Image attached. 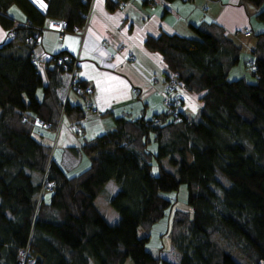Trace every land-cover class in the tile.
Masks as SVG:
<instances>
[{"label": "trees", "instance_id": "trees-1", "mask_svg": "<svg viewBox=\"0 0 264 264\" xmlns=\"http://www.w3.org/2000/svg\"><path fill=\"white\" fill-rule=\"evenodd\" d=\"M125 1L106 0V8ZM244 1L264 23V0ZM89 4L0 0V28L7 33L0 44V264H19L21 251L28 253L25 264H174L147 245L153 227L178 203L165 195L180 187L191 215L176 212L171 219L177 264H238L235 254L264 264V32L254 35L251 81L229 80L242 48L216 22L190 25L192 38L164 31L148 36L146 49L167 67L164 79L175 73L184 94L198 96L197 117L166 118L164 102L149 118L115 116L112 128L82 145L88 167L69 176L34 127L42 120L52 130L63 111L82 131L84 111L66 98L72 64L57 63L70 55L49 56L44 76L32 61L40 28L59 20L73 32L83 26ZM43 179L52 191L40 198ZM109 183L117 188L112 196ZM101 195L118 216L113 224L96 207Z\"/></svg>", "mask_w": 264, "mask_h": 264}, {"label": "crops", "instance_id": "crops-1", "mask_svg": "<svg viewBox=\"0 0 264 264\" xmlns=\"http://www.w3.org/2000/svg\"><path fill=\"white\" fill-rule=\"evenodd\" d=\"M105 3L106 0H95L82 43L73 33L60 36L49 30L41 34L35 49L42 61L62 51L79 54V79L94 90L92 96H69V102L82 107L85 114L81 132L71 130L70 121L65 119L57 139L53 158L69 176L76 173L82 161L86 162L82 145L112 128L115 116L149 118L162 112L167 67L160 55L146 49L144 42L148 36L164 31L192 38L196 35L190 25L216 22L241 46L240 61L251 64L254 35L264 32V23L254 17L256 9L244 0H126L114 11H109ZM14 13L22 17L17 9ZM244 29L250 30L251 35L245 36ZM6 40L7 33L0 28V44ZM133 89L137 92L133 93ZM185 94L183 114L194 119L201 103L197 95ZM34 132L50 145L52 130L36 125ZM34 181L39 183L40 177L34 176ZM106 191L112 196L117 188L109 183ZM162 250L157 254L160 258ZM178 261L176 255L174 264ZM125 264L132 263L128 260Z\"/></svg>", "mask_w": 264, "mask_h": 264}, {"label": "built area", "instance_id": "built-area-1", "mask_svg": "<svg viewBox=\"0 0 264 264\" xmlns=\"http://www.w3.org/2000/svg\"><path fill=\"white\" fill-rule=\"evenodd\" d=\"M94 2H95V0H90L89 9H88L87 14L85 15V21H84L83 26L75 29L73 32H68L65 29V23L63 21H59V20H48L47 23L45 25H43V27L40 28V31L45 32V31L53 30L56 33H58L60 36H64L68 33H73V34L78 36V38L80 39V42L82 43V41L85 37L86 31H87V27L89 24V20H90V16L92 13L93 6H94ZM243 33L245 36L251 35V32L248 29H244ZM12 38H13V36H12ZM35 56H36V60H33L32 63L38 65L39 58L37 57L36 54H35ZM65 61H69L72 64L70 80H69V83L67 86V91H66V94H67L66 98H69V96L71 94H76V95H80V96H83V95L92 96L94 94L93 88L88 84L82 85L80 82L79 76H78L79 63H80L79 54L57 58L58 64H63ZM39 71L43 75L44 65H43V73L41 72L42 69L40 67H39ZM132 92L136 93L137 90L133 89ZM185 100H186V97H185L183 90L180 87L178 75L175 73L169 74L168 78L166 80L164 79V97H163V102H164V106H165L164 110H163L164 116H166V118H169V119L179 120L181 114L183 113ZM65 119H66V117L62 111V113L60 114V117L58 119V122L55 126V131H54L55 140L52 144V149L57 144L56 140L58 139V136H59V133H60V130L62 127V123L64 122ZM156 123H158V121H156ZM37 125L44 126V123L42 120H39L37 122ZM52 155H53V151L51 152L50 156L53 157ZM46 191L51 192L52 191V185L47 184V181L45 179H43L42 189H41L39 197L41 198L42 195ZM27 259H28L27 251L26 252L21 251L18 255L19 264H25Z\"/></svg>", "mask_w": 264, "mask_h": 264}, {"label": "rangeland", "instance_id": "rangeland-1", "mask_svg": "<svg viewBox=\"0 0 264 264\" xmlns=\"http://www.w3.org/2000/svg\"><path fill=\"white\" fill-rule=\"evenodd\" d=\"M39 60L40 61L38 62V66L42 69L41 72L43 73L44 61H42L41 59H39ZM234 68L235 69H233V71H231L229 76H228L229 80L238 79L242 75H244L247 78V80L251 81V79H252L251 71H250L251 65L249 63H244L243 61H240L236 65V67H234ZM241 73H243V74H241ZM38 94L39 95L41 94L40 91L38 92ZM63 123H62V125H63ZM71 130H75V126L72 124H71ZM54 131H55V128L52 129L53 138L50 141V148H51L50 154L53 151L52 156L55 155L54 153H55L56 147H57V144H56L55 147L52 149V144L55 140ZM152 148L154 149V147H152ZM57 152H58V150H57ZM83 158L86 159V162L82 161V163L78 167V170H75L76 173H74V175H77L78 173L82 172L86 168L85 166L88 164V159L84 155H83ZM165 167H166V169H169L170 171L174 172V170L171 169L168 165H166ZM153 174H156V169L153 171ZM74 175H70V176H74ZM35 177H38V176H35ZM110 190H111V188H110ZM165 196L170 198V199L176 197L178 200V203L173 206L172 211H171V215L167 220L161 221L160 223H158L157 225H155L153 227V229L151 231L150 243L147 245V251L150 252L153 256H157L158 252L161 251L162 247H163V250H162L164 252L163 258H166V260H169L170 262L174 263L177 254L175 253V251L172 249V247L170 245L169 235L171 232V219L176 212H182V213L191 215V210H190V208H188L186 206L187 190L185 187H180V190L177 193V195H174L173 193H169ZM95 204H96V207L99 210L100 214L105 218V220L109 224H113L114 222H116L118 220V216H117L116 212L110 207L106 196H104V195L99 196L97 198ZM115 218H116V221H114ZM142 234H143V232H140V235H142ZM161 241H162V244H161ZM233 259L238 264H247L241 258V256L239 254H235L233 256Z\"/></svg>", "mask_w": 264, "mask_h": 264}]
</instances>
